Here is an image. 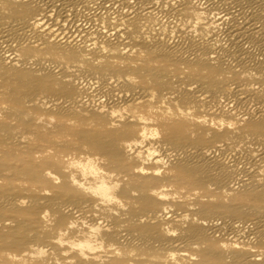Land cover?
Listing matches in <instances>:
<instances>
[{"label": "bare ground", "instance_id": "1", "mask_svg": "<svg viewBox=\"0 0 264 264\" xmlns=\"http://www.w3.org/2000/svg\"><path fill=\"white\" fill-rule=\"evenodd\" d=\"M0 264H264V0H0Z\"/></svg>", "mask_w": 264, "mask_h": 264}]
</instances>
